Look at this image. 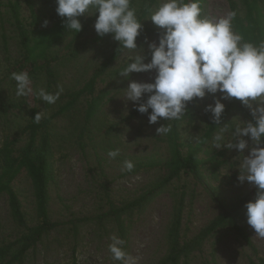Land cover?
Listing matches in <instances>:
<instances>
[{
	"label": "rangeland",
	"instance_id": "1",
	"mask_svg": "<svg viewBox=\"0 0 264 264\" xmlns=\"http://www.w3.org/2000/svg\"><path fill=\"white\" fill-rule=\"evenodd\" d=\"M10 1L18 6L24 23L32 22L34 16H41L51 24L53 16H56V0ZM133 1L140 17L151 0ZM233 1L239 15L244 17L243 0ZM156 2L152 0L150 8ZM261 2L264 10V0ZM201 7L209 16H223L231 11L230 0H201ZM97 15L80 17L84 32L79 39L73 41L72 36H67L52 48V57L64 55L52 63L55 72L52 87H49L45 73L39 74L35 81L36 91L45 88L55 93L56 86L62 85V98L84 89L98 75L95 94L101 99L91 117H86L87 98L83 97L75 111L65 112L51 122L55 178L49 185V210L51 220L63 225L31 249L22 264H120L112 261L108 250L113 235L126 241L124 250L139 257L138 264H160L167 254L166 232L174 205L181 194L185 202L182 234L183 239L189 241L219 215L216 200L247 195L256 188L248 182L241 184L237 179L239 169L236 164L240 153L213 149L211 139L197 155L203 162L201 181L182 176L143 209L125 214L119 221L73 223L79 218L107 212V200L120 206L138 197L164 171L149 166L152 163L164 164L174 155L173 147L166 144V136L156 135V128L166 121L162 119L155 125L149 124L147 114H140L134 102L123 98V89L128 86L129 80L118 73L136 53L119 51V42L113 40L111 34L99 37L94 29ZM141 21L144 27L137 44L144 48L145 62H149L151 54L143 43L144 37L158 40L160 29L149 18V10ZM15 28L9 0H0V107L2 102L17 105L7 114L0 113V147L7 136L22 134L30 119L29 108L23 104L25 98L15 95L16 82L10 78L11 70L22 58L20 38ZM154 76V71L132 73L130 80L153 82ZM37 99L43 119L53 116L59 106L67 102L59 99L55 105H48L38 96ZM211 102L209 96L189 104L196 107L198 119L192 126L180 127L184 141L191 139L195 144L201 138L206 126L212 122L210 114L203 111L205 105ZM227 102L223 101L226 106ZM235 117L247 121L242 113L233 112L220 126L231 123ZM21 139L22 146L27 142L28 134L22 135ZM115 149H120V155L115 159L109 158L108 151ZM125 160L134 163L133 171L121 170ZM12 187L19 195L29 225L34 227L38 218L27 174L22 172ZM246 211L239 218L238 225L247 234L251 245L231 227L220 228L191 252L183 263L252 264L264 260V239L257 237L247 224ZM23 233L24 230L13 223L7 198L2 196L0 246L15 241Z\"/></svg>",
	"mask_w": 264,
	"mask_h": 264
},
{
	"label": "clouds",
	"instance_id": "2",
	"mask_svg": "<svg viewBox=\"0 0 264 264\" xmlns=\"http://www.w3.org/2000/svg\"><path fill=\"white\" fill-rule=\"evenodd\" d=\"M56 4V13L64 19L68 32L80 33V17L98 13L94 24L98 36L111 34L119 42V51L136 53L118 74L129 80L123 98L134 102L140 114H147L149 124L162 119L180 121L188 114L190 103L212 98L203 109L218 126L211 147L240 153L237 179L257 188L256 199L245 205L247 224L257 237L264 239V40L254 43L234 31L236 11L209 16L200 0H157L149 9V18L160 32L158 40L144 37L143 43L151 54L150 61L145 62V50L137 44L144 26L133 0H56ZM48 23L46 20L44 26ZM153 71V82L130 80L132 73ZM10 78L16 82L17 97L35 94L48 105H55L64 91L58 84L55 93L45 88L34 93L27 71L12 72ZM233 98L250 109L252 119L235 117L220 126L226 107L223 101ZM40 120L38 112L34 121ZM171 131V123L161 124L156 135ZM107 155L115 159L120 149L109 150ZM134 167L132 161L125 160L121 170L131 172ZM125 244L119 236L111 237L108 250L112 261L138 264L139 257L126 252Z\"/></svg>",
	"mask_w": 264,
	"mask_h": 264
},
{
	"label": "trees",
	"instance_id": "3",
	"mask_svg": "<svg viewBox=\"0 0 264 264\" xmlns=\"http://www.w3.org/2000/svg\"><path fill=\"white\" fill-rule=\"evenodd\" d=\"M151 4L152 0L146 7V10L140 15V19L145 16ZM243 5L246 12L245 16L241 17L238 13L237 5L233 0H230L231 11H236L237 13L232 22L234 31L240 33L245 40L259 43L261 40H264V10L262 2L261 0H243ZM9 7L15 20V29L22 47V58L11 70V73L27 71L32 79L34 93L36 91L35 81L37 76L45 73L48 78V85L51 88L55 83V72L52 63L59 57L64 56L61 54L52 57V48L67 36H72L73 41L79 39L84 32V26L78 34L68 32L64 25V19L59 17L57 13L56 16H53L52 23L48 24L47 27L44 26V22L47 19L41 16H34L32 22L24 23L23 18H20L18 6L9 0ZM96 78H93L84 89L60 98L65 101L67 100V102L62 103L53 116L41 118L39 123L34 121L36 114L39 112L37 95L33 94L30 97H24L23 104L29 108V123L22 134L18 135V133L7 136L0 147V198L4 195L6 196L10 217L18 228L24 230V233L15 241L0 246V264H22L31 249L36 247L46 235L63 225L51 220L49 210V185L55 178L52 162L50 125L55 117L65 112L75 111L83 97L87 98L86 117H91L95 114L99 100L101 99L95 94ZM23 104H20V106ZM13 107H17V105L2 102L0 113L7 114L8 110ZM233 112L242 113L247 120L252 119L247 107L239 100L233 98L227 102L222 121ZM197 119L198 112L196 107L189 105V112L182 120L166 121V123H171L172 125V131L168 135H165L167 138L166 144L169 147H173L174 155L164 164L152 163L149 166L151 168H160L164 171L152 185L144 189L142 194L120 206L111 200H107V212L93 217L79 218L73 223L79 225L93 221H119L123 215L143 209L171 185L174 180L182 176L192 177L201 181L203 177L201 171L203 162L199 160L197 155L212 139L218 130V126L213 121L210 122L204 129L201 138L195 144L192 143L191 139L184 141L180 127L182 125L192 126L196 123ZM24 134H28V139L21 146V136ZM22 172L27 174L33 188L38 218V223L34 227L29 225L19 195L12 187L14 181ZM256 195L257 188L247 195L216 200L220 210L219 215L197 236L186 241L183 239L182 234L185 202L184 195L181 194L174 205L166 232L167 254L160 264H187L183 263V260L191 252L198 249L205 239L220 228L231 227L241 239L248 245H251L247 234L238 225V220L246 210L245 205L249 201H254ZM73 264H76V262H73ZM252 264H264V260Z\"/></svg>",
	"mask_w": 264,
	"mask_h": 264
}]
</instances>
